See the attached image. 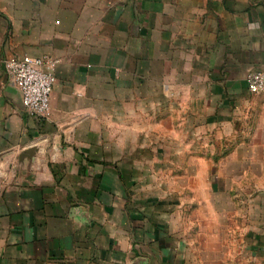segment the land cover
<instances>
[{
	"label": "crops",
	"instance_id": "0c3cea01",
	"mask_svg": "<svg viewBox=\"0 0 264 264\" xmlns=\"http://www.w3.org/2000/svg\"><path fill=\"white\" fill-rule=\"evenodd\" d=\"M263 67L264 0H0V264H264Z\"/></svg>",
	"mask_w": 264,
	"mask_h": 264
},
{
	"label": "built area",
	"instance_id": "2783aa9c",
	"mask_svg": "<svg viewBox=\"0 0 264 264\" xmlns=\"http://www.w3.org/2000/svg\"><path fill=\"white\" fill-rule=\"evenodd\" d=\"M55 60L49 57L23 55L6 60L12 82L22 92L23 104L28 113L37 117L48 114L56 75ZM248 86L253 92H264V67L248 74Z\"/></svg>",
	"mask_w": 264,
	"mask_h": 264
}]
</instances>
